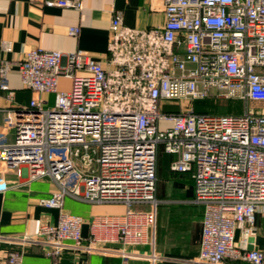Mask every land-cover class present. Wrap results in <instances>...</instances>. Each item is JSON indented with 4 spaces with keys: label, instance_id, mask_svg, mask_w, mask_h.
<instances>
[{
    "label": "built area",
    "instance_id": "2783aa9c",
    "mask_svg": "<svg viewBox=\"0 0 264 264\" xmlns=\"http://www.w3.org/2000/svg\"><path fill=\"white\" fill-rule=\"evenodd\" d=\"M157 1L164 15L158 27L131 28L113 12L110 68L82 50L41 49L0 66V92L9 102L12 71L39 96L26 108L0 110V193L47 179L55 189L39 205L58 211L56 225L34 234H0V264H23L33 247L51 264H66L64 254L74 256L68 264H87L80 257L90 254L126 264V249L144 245L156 264L160 146L174 157L171 171L191 174L194 202L203 206L193 263L264 264V249H249L255 214L264 211V109H248L250 101L264 103V0ZM48 4L81 7L80 0ZM47 95L52 105L42 99ZM208 98L239 101L241 113L193 111L196 100ZM169 104L178 110H163ZM66 197L112 209L91 218L84 238L83 218L64 211ZM115 243L120 248L109 247Z\"/></svg>",
    "mask_w": 264,
    "mask_h": 264
},
{
    "label": "crops",
    "instance_id": "0c3cea01",
    "mask_svg": "<svg viewBox=\"0 0 264 264\" xmlns=\"http://www.w3.org/2000/svg\"><path fill=\"white\" fill-rule=\"evenodd\" d=\"M54 0H0V66L4 61L17 63L33 49L69 53L82 50L101 62L108 64L107 44L109 23L113 12L119 11L124 25L148 29L161 26L164 15L157 0H80L81 7L60 8L49 5ZM68 28H77L76 36L68 35ZM9 47V51L5 49ZM14 100L9 102L0 92V110L28 107L34 97L23 88L19 75L12 71L8 75ZM68 86V82L61 81ZM49 105L53 95L42 96ZM239 102V101H236ZM240 111L241 113V103ZM165 111H177L174 104L165 105ZM3 113L0 112V127ZM174 157L159 150L157 161L156 225L153 231V252L158 257L156 264H195L200 252L203 206L194 202V182L189 173L173 172L169 161ZM55 186L52 181H30L16 189L0 193V234H34L41 225H56L58 211L39 205V200L49 198ZM64 211L83 218L82 236L89 235V222L94 215L106 213L109 207L93 206L70 197L64 199ZM240 235L236 233V241ZM249 249H264V211L255 214V235L249 239ZM109 247L120 248V244ZM126 264H149L145 255L151 251L148 245L127 248ZM74 256L64 254L63 263H71ZM80 263L122 264L117 256L100 254L83 255ZM23 264H51L38 248L24 252ZM224 264H248L225 260Z\"/></svg>",
    "mask_w": 264,
    "mask_h": 264
},
{
    "label": "trees",
    "instance_id": "16d2710c",
    "mask_svg": "<svg viewBox=\"0 0 264 264\" xmlns=\"http://www.w3.org/2000/svg\"><path fill=\"white\" fill-rule=\"evenodd\" d=\"M210 100H211L210 101L211 104L208 105V107L197 108V109H194L193 107V111L196 113H208V114H218V115L239 114V111H240L239 102L233 101L235 102L234 103L235 105H234L233 103L231 104L229 103V101L231 100H218V99H213V98H211ZM221 101H227L228 103H225V105L222 106L223 103Z\"/></svg>",
    "mask_w": 264,
    "mask_h": 264
},
{
    "label": "rangeland",
    "instance_id": "374dc122",
    "mask_svg": "<svg viewBox=\"0 0 264 264\" xmlns=\"http://www.w3.org/2000/svg\"><path fill=\"white\" fill-rule=\"evenodd\" d=\"M211 98H208V99H204V100H196L194 103H193V107L194 109H197V108H203V107H208V105L211 104ZM220 100H223V99H220ZM223 103L222 106L225 105V103H228L227 101H221ZM229 103H235L233 101H229ZM235 105V104H234ZM240 105V104H239ZM248 109L251 110V111H259V110H263L264 109V103H261V102H252L250 101L248 103ZM220 113V112H218ZM159 150L161 151V146L159 147ZM133 209V208H132ZM146 210V208H144Z\"/></svg>",
    "mask_w": 264,
    "mask_h": 264
}]
</instances>
